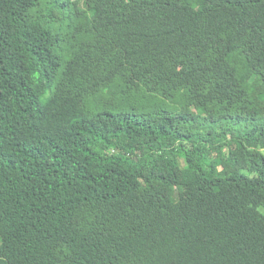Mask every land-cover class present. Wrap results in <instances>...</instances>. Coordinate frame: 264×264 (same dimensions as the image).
Instances as JSON below:
<instances>
[{
	"label": "trees",
	"instance_id": "1",
	"mask_svg": "<svg viewBox=\"0 0 264 264\" xmlns=\"http://www.w3.org/2000/svg\"><path fill=\"white\" fill-rule=\"evenodd\" d=\"M264 0H0V264H264Z\"/></svg>",
	"mask_w": 264,
	"mask_h": 264
},
{
	"label": "rangeland",
	"instance_id": "2",
	"mask_svg": "<svg viewBox=\"0 0 264 264\" xmlns=\"http://www.w3.org/2000/svg\"><path fill=\"white\" fill-rule=\"evenodd\" d=\"M261 213L264 214V209H260Z\"/></svg>",
	"mask_w": 264,
	"mask_h": 264
}]
</instances>
